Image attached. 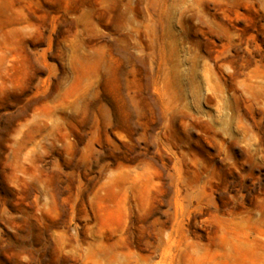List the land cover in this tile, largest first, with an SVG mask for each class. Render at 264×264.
I'll use <instances>...</instances> for the list:
<instances>
[{
    "label": "rangeland",
    "instance_id": "rangeland-1",
    "mask_svg": "<svg viewBox=\"0 0 264 264\" xmlns=\"http://www.w3.org/2000/svg\"><path fill=\"white\" fill-rule=\"evenodd\" d=\"M0 264H264V0H0Z\"/></svg>",
    "mask_w": 264,
    "mask_h": 264
}]
</instances>
